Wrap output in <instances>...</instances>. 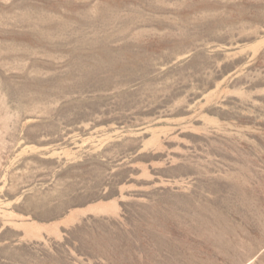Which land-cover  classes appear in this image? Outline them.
I'll use <instances>...</instances> for the list:
<instances>
[{
	"label": "rangeland",
	"instance_id": "rangeland-1",
	"mask_svg": "<svg viewBox=\"0 0 264 264\" xmlns=\"http://www.w3.org/2000/svg\"><path fill=\"white\" fill-rule=\"evenodd\" d=\"M0 264H264V0H0Z\"/></svg>",
	"mask_w": 264,
	"mask_h": 264
}]
</instances>
